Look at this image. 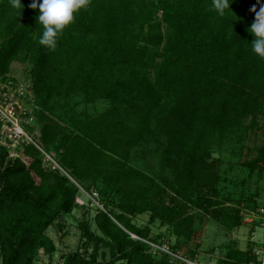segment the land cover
I'll use <instances>...</instances> for the list:
<instances>
[{"label":"trees","instance_id":"obj_1","mask_svg":"<svg viewBox=\"0 0 264 264\" xmlns=\"http://www.w3.org/2000/svg\"><path fill=\"white\" fill-rule=\"evenodd\" d=\"M22 3L15 9L0 0V78L7 82L15 61L31 65L32 124L39 130L32 137L42 150L20 143L32 157L28 165L9 158L0 141V264L52 258L56 245L47 230L78 207L79 187L99 194L100 233L81 223L86 255L71 252L64 264H186L153 250L148 242L168 241L151 237L150 224L171 229L172 252L191 243L185 257L195 258L208 220L232 231L245 223V210L264 211L252 195L221 190L222 167L213 157L263 126L264 59L252 52L255 37L247 30L256 0H235L234 13L223 17L212 0H90L54 50L39 43L32 0ZM31 115L26 109L24 117ZM42 151L54 153L62 169ZM261 162L264 147L245 166L254 171ZM145 212L150 219L140 227L133 217ZM253 245L228 242L224 262L262 264Z\"/></svg>","mask_w":264,"mask_h":264},{"label":"rangeland","instance_id":"obj_2","mask_svg":"<svg viewBox=\"0 0 264 264\" xmlns=\"http://www.w3.org/2000/svg\"><path fill=\"white\" fill-rule=\"evenodd\" d=\"M30 66L31 65L24 60L15 61L6 78L7 82L0 78V103L4 101L5 108L9 104L13 105V103H16V116L21 117V125L22 122H24L26 126L30 127L29 135H31V137H38V126L32 124L34 118L31 114L34 112L35 103L30 87ZM10 80H13L14 83L10 84ZM103 106V103H99L98 109H102ZM26 109L32 117H24ZM260 123L263 125L261 128L248 132L246 136L242 133V139L240 138L241 142L232 138V140L226 142L222 148H217L213 152V157L219 159L221 163V190L225 194L234 197L252 195L256 197L260 204H264V163L261 162L259 165L260 168L254 171L245 166L246 161L256 158L260 148L264 147V120L262 119ZM19 145L9 148V158L21 157L29 165L32 161V157L26 155L23 152V148ZM242 145L243 148L241 149ZM239 150H241V152ZM47 154L55 159L54 153ZM146 154L147 153L144 152L143 158L147 157ZM42 155L46 159V154L43 151ZM45 165L48 167L51 164L45 162ZM260 169L262 172L259 174L258 172ZM79 189L80 193L77 198L78 207L71 214H65L57 219L47 230V234L56 245V251L53 257L49 258L48 255L41 254L38 258V264H64L65 256L77 250H81L83 255H86V252L80 248L86 241L81 223L88 225L90 230L95 233H100L94 220L98 210L103 209V206L99 202V194L93 187H90V190H86L82 187H79ZM244 216L245 223L232 231H227L214 220H208L198 231L200 246L196 249V257H185L189 251L187 247L190 246L191 243L180 249L178 257L173 255L172 257L186 264H226L224 259L227 250L224 245L228 242H232L239 249L243 250L248 249V247L254 244L257 260L264 261V226L258 224L261 219L264 220V212H249L245 210ZM149 219V213L145 212L134 216L133 222L140 227H144L148 224ZM158 235H162L161 238L164 236L166 241L173 244L177 241V237L172 234L171 229L168 226L162 225L160 221L150 224V236L154 237ZM168 242L160 245L167 248L169 245ZM88 249L90 255L93 251L92 244L88 246ZM102 250L104 249H101L100 252Z\"/></svg>","mask_w":264,"mask_h":264},{"label":"clouds","instance_id":"obj_3","mask_svg":"<svg viewBox=\"0 0 264 264\" xmlns=\"http://www.w3.org/2000/svg\"><path fill=\"white\" fill-rule=\"evenodd\" d=\"M234 2L235 0H212V8L223 17L226 10L233 12L231 5ZM9 3L15 9L23 5L22 0H9ZM89 3L90 0H32L29 7L39 13L37 23L39 27L42 26L40 45L54 50L58 37L74 22L75 15ZM250 11L255 14L254 21L247 29L255 37L251 49L260 59H264V0H256Z\"/></svg>","mask_w":264,"mask_h":264},{"label":"built area","instance_id":"obj_4","mask_svg":"<svg viewBox=\"0 0 264 264\" xmlns=\"http://www.w3.org/2000/svg\"><path fill=\"white\" fill-rule=\"evenodd\" d=\"M4 101L0 103V141L3 145H6L8 148L10 147H16L21 142L28 141L33 142V137L29 135V133L24 129V127L21 125L20 122V116L17 115L16 111V103H13V105L9 104L6 108L4 107ZM19 106V105H18ZM37 145V144H36ZM40 149L41 147L37 145ZM42 150V149H41ZM44 152V151H43ZM46 160L52 162L53 168H60L62 169L59 164L46 152ZM264 212V211H263ZM133 238H138V236L132 234ZM150 246L153 248L154 251H164L167 252L173 256L178 257V253L172 252L169 247H164L163 245L148 242ZM264 264V261L262 262Z\"/></svg>","mask_w":264,"mask_h":264}]
</instances>
